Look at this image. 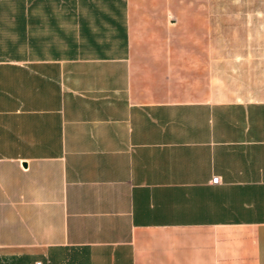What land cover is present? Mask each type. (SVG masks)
I'll return each instance as SVG.
<instances>
[{
    "label": "crops",
    "instance_id": "1",
    "mask_svg": "<svg viewBox=\"0 0 264 264\" xmlns=\"http://www.w3.org/2000/svg\"><path fill=\"white\" fill-rule=\"evenodd\" d=\"M0 264H264V0L0 1Z\"/></svg>",
    "mask_w": 264,
    "mask_h": 264
},
{
    "label": "trees",
    "instance_id": "2",
    "mask_svg": "<svg viewBox=\"0 0 264 264\" xmlns=\"http://www.w3.org/2000/svg\"><path fill=\"white\" fill-rule=\"evenodd\" d=\"M3 1V0H0ZM89 13L102 16L118 30L121 39L127 38V0H82ZM148 0H129L131 8H136L140 2Z\"/></svg>",
    "mask_w": 264,
    "mask_h": 264
},
{
    "label": "built area",
    "instance_id": "3",
    "mask_svg": "<svg viewBox=\"0 0 264 264\" xmlns=\"http://www.w3.org/2000/svg\"><path fill=\"white\" fill-rule=\"evenodd\" d=\"M213 181H214V182H218V181H219V176H215V177L213 178Z\"/></svg>",
    "mask_w": 264,
    "mask_h": 264
}]
</instances>
